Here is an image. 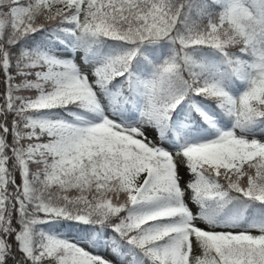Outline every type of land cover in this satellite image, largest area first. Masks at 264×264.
I'll return each mask as SVG.
<instances>
[{
	"label": "snow or ice",
	"instance_id": "1",
	"mask_svg": "<svg viewBox=\"0 0 264 264\" xmlns=\"http://www.w3.org/2000/svg\"><path fill=\"white\" fill-rule=\"evenodd\" d=\"M0 264H264V0H0Z\"/></svg>",
	"mask_w": 264,
	"mask_h": 264
}]
</instances>
